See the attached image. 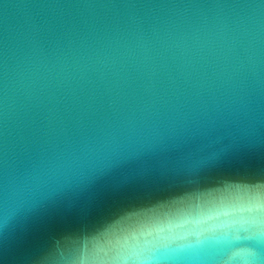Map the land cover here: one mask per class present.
I'll list each match as a JSON object with an SVG mask.
<instances>
[{"label":"water","instance_id":"water-1","mask_svg":"<svg viewBox=\"0 0 264 264\" xmlns=\"http://www.w3.org/2000/svg\"><path fill=\"white\" fill-rule=\"evenodd\" d=\"M0 264H264V0H171L0 208Z\"/></svg>","mask_w":264,"mask_h":264}]
</instances>
